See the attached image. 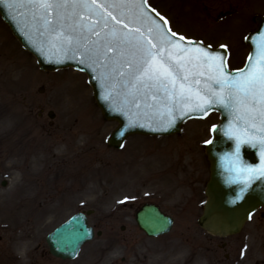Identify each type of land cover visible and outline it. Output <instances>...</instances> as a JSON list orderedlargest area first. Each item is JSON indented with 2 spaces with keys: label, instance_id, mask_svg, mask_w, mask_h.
I'll use <instances>...</instances> for the list:
<instances>
[{
  "label": "rangeland",
  "instance_id": "1",
  "mask_svg": "<svg viewBox=\"0 0 264 264\" xmlns=\"http://www.w3.org/2000/svg\"><path fill=\"white\" fill-rule=\"evenodd\" d=\"M151 2L179 31L197 34L201 26L215 33L202 36L230 49L231 68L245 63L249 47L244 38L230 39L254 27V13H264V0ZM226 9L221 13L235 14L219 19L217 12ZM10 31L0 15V36L9 41L0 44V65L10 71L7 77L0 66V264H180L183 245L188 254L183 261L189 258L191 237L177 235L191 219L199 233L197 217L209 178L205 141L218 113L188 120L174 136L132 135L114 149L106 138L117 122L103 117L86 75L71 68L41 70ZM73 156L78 161L71 166L67 160ZM64 172L70 174L62 179ZM3 179L6 186H1ZM146 201L175 216L165 244L136 224L135 212ZM88 209L102 235L76 259L51 255L46 235L76 211Z\"/></svg>",
  "mask_w": 264,
  "mask_h": 264
},
{
  "label": "snow or ice",
  "instance_id": "2",
  "mask_svg": "<svg viewBox=\"0 0 264 264\" xmlns=\"http://www.w3.org/2000/svg\"><path fill=\"white\" fill-rule=\"evenodd\" d=\"M145 4L146 0H0L9 11L28 8L38 30L50 36V50L71 52L73 58L79 52L82 64L99 65L111 79L130 86V103L139 108L136 101L143 100L145 109H153L166 127L192 113L206 115L214 106L224 109L230 118L223 135L233 142L224 156L227 182L238 186L235 198L240 200L254 181L264 180V34L248 64L232 72L225 55L195 46L199 42L165 28L168 21L155 9L151 11L159 20L149 18ZM116 8L122 9L119 16L109 10ZM149 97L154 103L147 102ZM218 130L213 125L210 132ZM243 146L256 149L258 164L242 158Z\"/></svg>",
  "mask_w": 264,
  "mask_h": 264
},
{
  "label": "water",
  "instance_id": "3",
  "mask_svg": "<svg viewBox=\"0 0 264 264\" xmlns=\"http://www.w3.org/2000/svg\"><path fill=\"white\" fill-rule=\"evenodd\" d=\"M0 10L12 26L15 34L24 43L28 44L2 5H0ZM260 22L262 24L263 19H260ZM249 41H251V38H249ZM79 60L81 61L79 57L67 56V59H64L63 62L47 61L39 55V61L44 68L53 69L62 63H72L87 71L90 82L94 86L98 104L102 108L105 117L116 118L120 121L119 127L108 139L109 144L120 147L126 136L133 132L170 133L179 130V124L183 118H177L171 127H162L160 117L155 114L153 109L134 108L133 103L125 98L126 92L124 89L113 86L116 79H111L108 71L99 65L88 62L82 64ZM224 115L225 121L218 127L219 130L215 132L214 143L208 146V153L212 161L211 180L207 187L209 199L200 219L202 225L208 228L211 227L214 231L220 233L237 231L249 213L257 206L264 204V180L254 181L240 200L235 198L239 190L238 186L227 182L229 173L227 171L228 167L224 164V156L232 151L233 142L223 135V128L227 125L229 119V115L225 110ZM241 155L250 164L258 163L256 149L243 146ZM137 219L142 228L149 234L154 235L166 232L172 224L171 217L164 216L159 208L153 204H145L138 211ZM93 236L94 230L88 224L86 214L79 212L51 232L47 236V241L51 252L55 255L73 258L78 254L81 245Z\"/></svg>",
  "mask_w": 264,
  "mask_h": 264
},
{
  "label": "flooded vegetation",
  "instance_id": "4",
  "mask_svg": "<svg viewBox=\"0 0 264 264\" xmlns=\"http://www.w3.org/2000/svg\"><path fill=\"white\" fill-rule=\"evenodd\" d=\"M256 217V228L252 234L256 245H243V239L237 237L213 243V235L206 232L196 245L194 264H264V249H261V245L264 246V230L260 228L262 219Z\"/></svg>",
  "mask_w": 264,
  "mask_h": 264
},
{
  "label": "bare ground",
  "instance_id": "5",
  "mask_svg": "<svg viewBox=\"0 0 264 264\" xmlns=\"http://www.w3.org/2000/svg\"><path fill=\"white\" fill-rule=\"evenodd\" d=\"M0 63H1V61H0ZM2 68H5V71H6V75H7V77H10V71L8 70V69H6V66L5 65H0ZM81 94V93H80ZM84 97V96H83ZM83 97L81 98V99H83ZM57 143H59V141L57 142ZM69 163H70V165L71 166H73V164H75V163H77V161H78V159L77 158H75L74 156L73 157H71V158H68V160H67ZM67 174H70V173H63L62 174V179H64L65 178V176H67ZM55 175H57L56 173L54 174V176ZM74 177V176H73ZM74 179H75V177H74ZM80 184V183H79ZM89 251V250H88ZM185 257H188V254L185 252V250H184V245H183V248H180V253L177 255V259L179 260V261H181L180 262V264H184V261H183V259L185 258ZM187 264V263H186Z\"/></svg>",
  "mask_w": 264,
  "mask_h": 264
}]
</instances>
